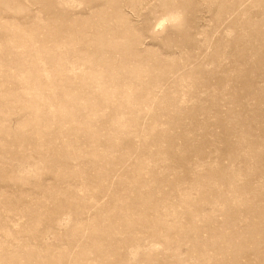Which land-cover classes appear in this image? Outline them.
<instances>
[{"label":"rangeland","instance_id":"374dc122","mask_svg":"<svg viewBox=\"0 0 264 264\" xmlns=\"http://www.w3.org/2000/svg\"><path fill=\"white\" fill-rule=\"evenodd\" d=\"M0 264H264V0H0Z\"/></svg>","mask_w":264,"mask_h":264}]
</instances>
